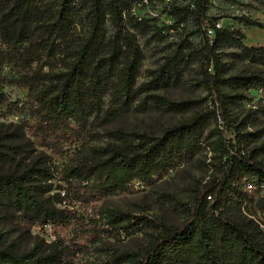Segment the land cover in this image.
Returning a JSON list of instances; mask_svg holds the SVG:
<instances>
[{"label": "trees", "instance_id": "obj_1", "mask_svg": "<svg viewBox=\"0 0 264 264\" xmlns=\"http://www.w3.org/2000/svg\"><path fill=\"white\" fill-rule=\"evenodd\" d=\"M209 5L0 0V120L19 118L21 131L7 137L28 135L42 149L20 173H0V219L56 231L45 251L25 253L0 232V264H264V243L229 216L264 215V162L257 157L264 147L245 155L237 145L258 135L239 131L233 144L220 128L221 119L231 125L241 93L264 95V46L246 45L241 29L218 27ZM162 15L174 24L162 25ZM146 50L157 55L151 67ZM240 63L263 71L233 74ZM179 87L201 95L175 101L157 94ZM151 111L193 113L159 135L110 128L128 114ZM26 152L23 144L0 143V163ZM204 153L211 154L204 162L210 174L192 188L189 202H179L180 224L102 206L104 199L156 186ZM139 232L148 240L137 249L105 246ZM96 253L104 259H91Z\"/></svg>", "mask_w": 264, "mask_h": 264}, {"label": "rangeland", "instance_id": "obj_2", "mask_svg": "<svg viewBox=\"0 0 264 264\" xmlns=\"http://www.w3.org/2000/svg\"><path fill=\"white\" fill-rule=\"evenodd\" d=\"M168 1V0H167ZM148 12L157 14L159 8L150 7ZM146 11L140 14L147 13ZM208 15L217 19L221 27L229 29H241L247 38L244 41L248 46H264V28L259 26H247L240 21L246 17L264 24V0H210ZM162 25H173V21L166 15H162ZM78 31L84 29L79 26ZM172 37L177 34L176 30L169 32ZM210 31V34H213ZM157 61V55L154 50H146V67H151ZM263 71V68L249 63H240L232 72L252 73ZM194 74V73H193ZM229 94H236L232 89H226ZM14 99H21L22 95L17 90H10ZM157 94L181 101L187 98H198L201 94L188 87L173 88L166 91H160ZM242 98L231 106L230 124L220 120V128L223 130L227 141L237 144L239 141L238 133L242 134L256 133L258 138L254 141L250 137L245 143L237 148L245 155H254L256 147H264V95L260 92L244 91ZM193 112L189 113H170L164 111H151L145 113H131L120 119L110 126L111 129H123L131 132H148L150 134L159 135L163 130L169 128L180 121L186 120ZM20 121L17 117H9L0 120V143L8 145L23 144L27 152L18 156L13 163H0V173L14 172L20 173L25 168L31 166L37 159L38 154L42 152L41 148L32 144V139L28 140V135L21 138H9L10 133L21 131ZM251 139V140H250ZM74 147L67 146L69 152H73ZM235 152L236 149L234 150ZM45 155H50L44 151ZM204 153L193 164L185 165L173 172L171 175L163 179L156 186L147 189H141L135 194H123L110 197L102 201V206L110 210H122L130 212L134 215H146L151 218H157L164 224H180L185 217L183 207L179 204L187 203L191 199L192 188L198 182L205 183L210 173L204 162L210 163L211 154ZM258 159L264 162V153L257 154ZM65 159V158H64ZM60 177L57 183H60ZM55 191L54 193H56ZM52 193V194H54ZM175 206V207H174ZM4 215L0 210V216ZM230 218L243 225L251 233L264 243V215L260 214L256 217L246 212H230ZM0 232L5 235L7 243L13 245L18 253H25L31 250L43 252L47 249V245L55 240L56 231L51 226L41 228L38 226L29 227L22 223H12L0 219ZM71 237V233H63V236ZM148 234L139 232L131 237L110 238L105 242L108 248L119 250H134L140 245L146 243ZM100 260L104 259L99 253L91 256Z\"/></svg>", "mask_w": 264, "mask_h": 264}, {"label": "built area", "instance_id": "obj_3", "mask_svg": "<svg viewBox=\"0 0 264 264\" xmlns=\"http://www.w3.org/2000/svg\"><path fill=\"white\" fill-rule=\"evenodd\" d=\"M218 27H221L220 25H217Z\"/></svg>", "mask_w": 264, "mask_h": 264}]
</instances>
